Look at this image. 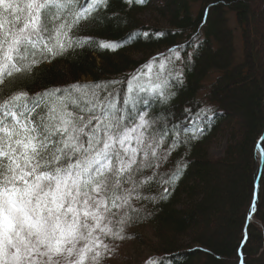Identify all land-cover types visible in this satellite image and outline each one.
Returning a JSON list of instances; mask_svg holds the SVG:
<instances>
[{
    "label": "trees",
    "instance_id": "1",
    "mask_svg": "<svg viewBox=\"0 0 264 264\" xmlns=\"http://www.w3.org/2000/svg\"><path fill=\"white\" fill-rule=\"evenodd\" d=\"M259 4L106 0L75 26L71 48L8 84V91L29 96L84 84L126 94L133 76L146 86H161L147 94L146 118L155 121L150 130L167 129L157 151L163 155L156 167L144 170V178H154L139 190L142 198L132 200L135 211L129 210L127 223L117 226L123 239L143 245L140 253L130 248V255L120 254L125 264H146L135 259L145 255L163 264H264V159L255 222L244 233L259 169L255 147L264 131V7L259 15ZM147 11L153 23L142 19ZM175 55L178 59L161 69V60ZM147 65L150 77L142 75ZM219 137L225 147L214 158L208 148ZM178 167V178L164 183ZM140 230H150V236ZM114 240L119 242L105 239L110 251L101 264L120 253Z\"/></svg>",
    "mask_w": 264,
    "mask_h": 264
},
{
    "label": "snow or ice",
    "instance_id": "2",
    "mask_svg": "<svg viewBox=\"0 0 264 264\" xmlns=\"http://www.w3.org/2000/svg\"><path fill=\"white\" fill-rule=\"evenodd\" d=\"M105 2L0 0V264H101L105 239H123L117 226L154 178L144 170L157 166L167 129L150 130L146 106L160 85L133 76L126 94L103 84L8 91L14 77L71 48L75 26Z\"/></svg>",
    "mask_w": 264,
    "mask_h": 264
},
{
    "label": "rangeland",
    "instance_id": "3",
    "mask_svg": "<svg viewBox=\"0 0 264 264\" xmlns=\"http://www.w3.org/2000/svg\"><path fill=\"white\" fill-rule=\"evenodd\" d=\"M193 7H194V10L195 11L198 10V4L197 3H195L193 5ZM256 7H257V4H256ZM263 7H264V0H260V4L258 6V8H259L258 9V14L259 15H260V9L263 8ZM142 19L145 22H151V23L154 22V18H153V16L151 15V13L149 11H147V12H145V13L142 14ZM239 31L240 30L237 27V37H238V44H239L238 50H240V45H241L240 44V32ZM253 36H255V35L253 34ZM254 40H256V37H254ZM176 59H178V55H175V57L172 58V59H164L163 58L159 64L163 65L162 63H169V62H172V61H174ZM152 73H153V70L151 71L150 74H146V76L147 77L148 76L150 77V75H152ZM147 83H150L151 84V82H147ZM224 147H225V138L224 137L217 138L212 143V145L208 148L209 149L210 156H212L214 158L220 157L222 155V152L224 150ZM159 148H160V146H159ZM159 148L157 149V151H159ZM254 222H255V219H254ZM254 222H252V223H254ZM117 230H119V228H117ZM140 232H141V230H140ZM145 233H142L141 232V236H150V230L149 231H145ZM118 241L119 242H115V240H114V244H116L117 246H119V248H121L120 249V253L119 254H116L115 256H113L114 257L113 259H109L107 261V264H125V262L121 259L120 254L121 255H123V254H129L130 255V253H129V252H131V249L130 248L133 249V252L135 250L136 252L140 253L141 249L143 248V245H141V244L138 245V241L139 240L119 239ZM145 243L146 244L148 243V240L147 239L145 240ZM133 252H132V254H133ZM136 256L132 255L133 258H135ZM135 259L138 260V261L141 260V259H143V261L146 262V261H148L150 259V257L148 255H145V256H141V258L140 257H136Z\"/></svg>",
    "mask_w": 264,
    "mask_h": 264
},
{
    "label": "water",
    "instance_id": "4",
    "mask_svg": "<svg viewBox=\"0 0 264 264\" xmlns=\"http://www.w3.org/2000/svg\"><path fill=\"white\" fill-rule=\"evenodd\" d=\"M259 143L261 144V155L258 158V156L256 154V148H257V146H258ZM256 148H255V154H256V156L258 158L259 169H258V172H257V178L255 180V184H254V194H253V198H252V201H251V204H250L248 213H247V219H246V224H245V228H244V233H246L247 225L249 223L254 222V211H255V206H256L257 190H258V177L260 175L261 167H262V163H263V159H264V155H262V149H264V131H263V133L261 134V136L259 137V139L257 141ZM253 206H254V210H253ZM244 241H245V238L243 239V241L241 243V247H242ZM239 255H241L240 249H239ZM239 264H242V260H240V263Z\"/></svg>",
    "mask_w": 264,
    "mask_h": 264
},
{
    "label": "bare ground",
    "instance_id": "5",
    "mask_svg": "<svg viewBox=\"0 0 264 264\" xmlns=\"http://www.w3.org/2000/svg\"><path fill=\"white\" fill-rule=\"evenodd\" d=\"M257 153H258V157H260V155H261V146H260V143L257 146Z\"/></svg>",
    "mask_w": 264,
    "mask_h": 264
}]
</instances>
